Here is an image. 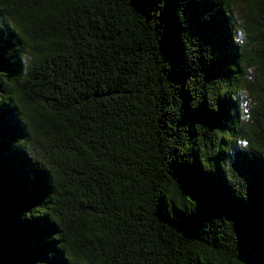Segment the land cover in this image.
<instances>
[{"label":"trees","instance_id":"trees-1","mask_svg":"<svg viewBox=\"0 0 264 264\" xmlns=\"http://www.w3.org/2000/svg\"><path fill=\"white\" fill-rule=\"evenodd\" d=\"M0 264H264V0H0Z\"/></svg>","mask_w":264,"mask_h":264},{"label":"clouds","instance_id":"clouds-1","mask_svg":"<svg viewBox=\"0 0 264 264\" xmlns=\"http://www.w3.org/2000/svg\"><path fill=\"white\" fill-rule=\"evenodd\" d=\"M242 23V21L237 22L233 34L234 41L241 47H243L247 43L245 30L240 26ZM255 71V65L245 67L246 78L249 82L255 81ZM232 98L238 104L240 110L241 125L252 123V111L255 108L256 104L249 89L247 87H240L233 92ZM236 143L241 150H245L250 146V141L246 136L238 138ZM233 154L234 152L230 153V155Z\"/></svg>","mask_w":264,"mask_h":264}]
</instances>
